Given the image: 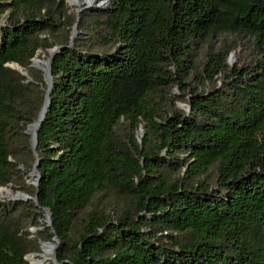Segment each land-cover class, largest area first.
I'll return each instance as SVG.
<instances>
[{
  "label": "trees",
  "instance_id": "obj_1",
  "mask_svg": "<svg viewBox=\"0 0 264 264\" xmlns=\"http://www.w3.org/2000/svg\"><path fill=\"white\" fill-rule=\"evenodd\" d=\"M0 18V188L32 197L0 199V264H31L54 231L59 264H264V0L79 17L68 0H0ZM55 46L37 188L27 129L48 85L31 64Z\"/></svg>",
  "mask_w": 264,
  "mask_h": 264
},
{
  "label": "water",
  "instance_id": "obj_2",
  "mask_svg": "<svg viewBox=\"0 0 264 264\" xmlns=\"http://www.w3.org/2000/svg\"><path fill=\"white\" fill-rule=\"evenodd\" d=\"M72 1V0H71ZM103 4L102 6H95V7H90V6H86L85 9H89V10H93V11H96V10H99V9H105L109 6L111 0H103ZM83 8H78L77 9V12H80ZM77 34V29L75 27L74 29V33L72 35V38H74V36ZM61 50V46H55L53 48H51L49 50V56L46 60V62L44 63L45 65V69H44V75H45V81L48 85L47 87V91H46V99H45V102L42 106V109L39 113V117L38 119L30 124L28 126V129H27V132L29 134H31V142H32V148L34 150V154L35 156L37 157V160L34 164V168L31 172V178L33 179V181L31 182L32 184H34L37 188H39V185H40V174L39 172L37 171V167L39 166V158H38V154L36 152V146H37V139H38V130L41 128L42 126V122L46 116V112H47V109L50 105V94L52 93V91L54 90V81H53V76H52V72H51V63H52V59L54 58V56ZM10 66L20 72H22V74H24L25 76L28 77V81H31V78L28 76V73L23 70V68L18 65L17 63H12L10 64ZM32 67H36V68H39L38 65L35 64V59L32 60V64H31ZM187 110L190 111V106H188ZM141 131H142V136H143V129L141 128ZM6 190H9L8 188ZM32 197L27 194V193H24V192H20L18 191L14 197H12V199L14 201H17V200H28V199H31ZM34 201H35V204L38 205V196H37V193L36 195L34 196ZM45 213H46V217H47V225L51 226L52 225V214L50 212V210H47L45 209ZM54 240L56 241V243H52V247H53V252H52V258H53V262L54 264H59L58 263V260H57V255H56V249L58 248V246L60 244H62V241L57 237V234L56 232L54 231ZM45 245H51V242H43L42 243V249ZM35 255H38V254H32V256H35ZM27 259V258H26ZM31 264H36L35 262H33L31 259H27ZM48 264V263H47Z\"/></svg>",
  "mask_w": 264,
  "mask_h": 264
},
{
  "label": "rangeland",
  "instance_id": "obj_3",
  "mask_svg": "<svg viewBox=\"0 0 264 264\" xmlns=\"http://www.w3.org/2000/svg\"><path fill=\"white\" fill-rule=\"evenodd\" d=\"M81 1H83V0H75V1L68 0V4H69V6L72 8V10H73L74 12H76V14H77L78 17L80 16L81 11H82L83 9H85V7L88 5L87 3H82ZM96 1H98V2H99V1H100V2H103V0H96ZM111 1H112V0H111ZM110 3H111V2H110ZM109 5H110V4H109ZM78 8H83V9H82L80 12H77V9H78ZM88 10H89V9H88ZM92 11H93V10H92ZM4 21H5L4 18H0V24H3ZM75 27H76V26H75ZM75 27H74V29H75ZM76 29H77V27H76ZM73 33H74V31H73ZM77 35H78V30H77V34L74 36V38H75ZM74 38H73V39H74ZM239 51H240V50H239ZM47 58H48V57H45L43 54H42V56L40 55V56H36V57L34 58V59H40V60L42 61V63H40V65H39V69H41V70L44 71V69H45V65H44L43 63L46 62ZM237 60H238V58H237V51H232V53H231L230 56H229V63H230L232 66H234V65L236 64ZM179 105H180V107H182V108H184V109H186V110H187V108H188V106H189L187 103H184V102H180ZM187 111L190 112L189 110H187ZM140 131H141V130H140ZM141 133H142V131H141ZM31 172H32V171H31ZM31 172H29V173L27 174V176H26V178H27V182H28L29 184H32L31 182L33 181V179L31 178ZM7 188H8L10 191H7V190H6ZM16 189H17V188L13 189L12 187H2V188H0V199H1V201L7 202V203H9V204H11L12 202L15 203L16 201H14V200L12 199L13 195L16 194L18 191L23 192V191H21V190H18V189L16 190ZM24 193H26V192H24ZM29 200H30V199H28V200H23V201L28 202ZM17 201H20V200H17ZM0 207H1V205H0ZM40 220L46 222V224H47V217H46V213H45V211L43 212V217L40 218ZM29 229H30L31 232H36V231L38 230V227H35V226H33V225H30V226H29ZM44 242L56 243V241L54 240V236H53L52 241H44ZM42 243H43V242H42ZM42 243H41V249H42ZM60 245H62V244H60ZM60 245L58 246V248L60 247ZM58 248H57V249H58ZM57 249H56V252H57ZM42 252H43V249H42ZM42 252H40V253H30L29 255L26 256V258H27V259H31V260L34 262V258H35V257H41V258H42V255H41ZM32 254H38V255L32 256ZM48 264H54V262H53V258H52V257L49 259V263H48Z\"/></svg>",
  "mask_w": 264,
  "mask_h": 264
},
{
  "label": "bare ground",
  "instance_id": "obj_4",
  "mask_svg": "<svg viewBox=\"0 0 264 264\" xmlns=\"http://www.w3.org/2000/svg\"><path fill=\"white\" fill-rule=\"evenodd\" d=\"M72 1H75V0H72ZM82 3H87L88 6L90 7H95V6H102V4L104 2H98L96 0H83L81 1ZM40 63H42V61L40 59H35V64L36 65H40ZM44 64V63H43ZM7 191H10V190H7ZM15 196V194L13 195V197ZM52 243L51 245H45L43 247V252L41 253L42 255V258L41 257H35L34 258V262L36 264H47L49 263V259L52 257V252H53V247H52Z\"/></svg>",
  "mask_w": 264,
  "mask_h": 264
}]
</instances>
